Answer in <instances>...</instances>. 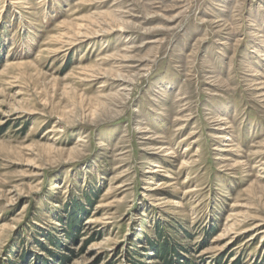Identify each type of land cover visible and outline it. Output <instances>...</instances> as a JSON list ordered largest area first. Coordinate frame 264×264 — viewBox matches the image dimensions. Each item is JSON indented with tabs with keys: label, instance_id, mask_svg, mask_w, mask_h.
Segmentation results:
<instances>
[{
	"label": "rangeland",
	"instance_id": "374dc122",
	"mask_svg": "<svg viewBox=\"0 0 264 264\" xmlns=\"http://www.w3.org/2000/svg\"><path fill=\"white\" fill-rule=\"evenodd\" d=\"M153 241L264 264V0H0V264Z\"/></svg>",
	"mask_w": 264,
	"mask_h": 264
},
{
	"label": "trees",
	"instance_id": "16d2710c",
	"mask_svg": "<svg viewBox=\"0 0 264 264\" xmlns=\"http://www.w3.org/2000/svg\"><path fill=\"white\" fill-rule=\"evenodd\" d=\"M89 201V200H88ZM73 213H75L74 211H73ZM73 216H74V214H73ZM75 220L76 219H74L72 216L71 217H69V223H68V229H67V235H68V237L67 238H69V239H75V238H73V233L75 232V230L73 229V227H74V225L75 224H77V222L75 223ZM77 221V220H76ZM158 238L160 237V234H158V236H157ZM49 240L51 241V243L53 244V245H55L56 246V243H55V241H54V239L53 238H49ZM149 246L152 248L153 247V249H154V251L156 252V254L158 255V257L160 258V259H162V261H163V264H174V262L170 259V260H168L167 259V257H168V255H169V253L172 251V253L173 254H175V256L177 255L176 253V249H174V248H170V246L169 245H167V242L166 241H164L163 242V244L162 245H160V244H157V242H150L149 243ZM41 247H42V249H44L45 251H47L48 253H51V251H49V250H46V248L44 247V246H42L41 245Z\"/></svg>",
	"mask_w": 264,
	"mask_h": 264
}]
</instances>
